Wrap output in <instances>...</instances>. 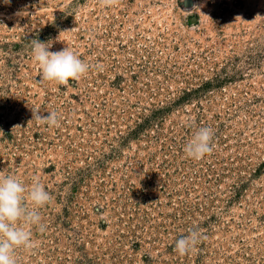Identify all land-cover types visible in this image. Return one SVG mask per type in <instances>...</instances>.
Listing matches in <instances>:
<instances>
[{
    "label": "rangeland",
    "instance_id": "374dc122",
    "mask_svg": "<svg viewBox=\"0 0 264 264\" xmlns=\"http://www.w3.org/2000/svg\"><path fill=\"white\" fill-rule=\"evenodd\" d=\"M184 1L0 0V171L52 196L16 264H264V0ZM33 39L89 71L41 82Z\"/></svg>",
    "mask_w": 264,
    "mask_h": 264
},
{
    "label": "clouds",
    "instance_id": "9594fccd",
    "mask_svg": "<svg viewBox=\"0 0 264 264\" xmlns=\"http://www.w3.org/2000/svg\"><path fill=\"white\" fill-rule=\"evenodd\" d=\"M117 2L118 0H100L105 7L114 6ZM195 7L196 5H193V8ZM30 43L33 58L41 69V82L68 86L70 80H79L89 71V65L67 47L52 52L49 50L50 42L33 39ZM32 120L46 122L49 127H59L56 112L45 116L33 110ZM213 135L211 128H200L184 146L186 156L199 161L210 154L213 150ZM51 199V194L38 181H34L28 188L12 175H5L4 171H0V264H16L17 248L34 247L32 232L27 229L36 226L41 232L45 230L39 210L50 203ZM29 201L31 208L28 206ZM100 217L104 223L108 222L102 212ZM203 238L206 237L199 228L190 229L188 235L177 239L175 251L181 256L186 255Z\"/></svg>",
    "mask_w": 264,
    "mask_h": 264
},
{
    "label": "water",
    "instance_id": "95a60500",
    "mask_svg": "<svg viewBox=\"0 0 264 264\" xmlns=\"http://www.w3.org/2000/svg\"><path fill=\"white\" fill-rule=\"evenodd\" d=\"M192 4H193V1H192V0H185V1L183 2V5H184L185 7H191Z\"/></svg>",
    "mask_w": 264,
    "mask_h": 264
}]
</instances>
